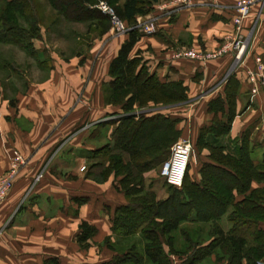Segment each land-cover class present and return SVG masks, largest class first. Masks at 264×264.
<instances>
[{
    "label": "trees",
    "instance_id": "16d2710c",
    "mask_svg": "<svg viewBox=\"0 0 264 264\" xmlns=\"http://www.w3.org/2000/svg\"><path fill=\"white\" fill-rule=\"evenodd\" d=\"M4 1L5 7L0 12V43L14 44L38 64L50 68L47 61L41 58L42 51L35 47L34 41L40 37L41 27L31 5L32 0ZM78 1L79 7L89 16L69 19L91 21L99 18L101 23L106 24L100 28L102 30L98 35H104L109 26L108 18L90 6L94 0ZM107 1L130 29L110 60L109 80L103 84L106 105L119 106L120 112L116 119L100 123L111 126L110 140L88 153L86 158L91 162L86 177L104 182L112 174L120 176L117 180L119 190L124 193L127 202L113 209L110 229L120 238L140 232L144 244L141 250L132 245L99 264H172L170 255L176 253L165 251L161 234L170 235L185 221L216 220L230 210L231 228L223 230L219 225L215 226L212 239L205 245L184 232L196 245L188 263L200 264L209 256H215L214 264L225 259L226 264L264 263V228L260 224L264 222V151L261 159L254 162L252 147L245 133L241 135L236 154L217 141L218 137L230 132L234 118L242 112L237 110L240 81L236 74H229L222 93L209 100L208 108L214 115L213 121L201 127L197 138V146L203 144L210 151L209 161L199 168L200 180H189L186 171L180 188L165 183L172 194L166 199H156L155 193L146 189L143 175L167 160L171 145L181 136L182 127L178 128V124L182 119L173 117L171 110L188 99V86L180 79L160 80L149 70L139 51L132 53L144 33L140 30L137 17L150 14L160 0ZM19 17L25 25L17 22ZM97 27L100 25L97 24L95 29ZM9 67L17 71L16 65ZM197 76L194 79H198ZM218 175L224 177L226 183H219L216 179ZM253 182L258 187H253ZM203 197L219 204L214 213L205 207ZM74 199L79 203L82 201L78 197ZM134 212L137 215L132 217ZM96 232V226L81 221L75 241L81 247H87ZM170 237L166 244L171 247ZM104 240L110 245V236ZM185 253L188 254L181 252L178 255ZM43 264H59V259L56 256L45 257Z\"/></svg>",
    "mask_w": 264,
    "mask_h": 264
},
{
    "label": "crops",
    "instance_id": "0c3cea01",
    "mask_svg": "<svg viewBox=\"0 0 264 264\" xmlns=\"http://www.w3.org/2000/svg\"><path fill=\"white\" fill-rule=\"evenodd\" d=\"M168 1L160 0L150 14L137 17L141 28L148 26L153 27V30H143L144 33L134 45L132 53L139 51L149 70L160 80H182L188 86V96L206 94L204 99L208 101L222 93L224 82L220 83V78L235 61V53L228 47L224 54L204 61L175 57L174 54L182 46L217 52L220 46H229L238 31L248 39L244 54L231 72L240 81L237 110L242 112L233 120L230 132L217 138L219 144L236 154L239 137L244 131L250 130L256 120L251 121V116L258 115L254 128L261 130L260 135L264 137V4L261 6L256 1L238 27L232 19L235 14L233 4L237 0H228L225 4L195 0L173 12V16L166 9ZM126 37L127 35L113 38L112 49L108 53L104 51L106 58H99V62L101 60L104 65L103 70L97 73L96 68L93 77L88 73L86 77H82V82L78 80L81 74L77 76L73 70L71 75L65 77L51 70L46 79L40 82L28 80L25 73L21 72V79H24V82L20 81L22 89L17 80L19 71L6 76L4 81L0 80V177L9 166L13 150L20 151L25 158L29 157V161L20 169L19 177L8 197L0 203V229L4 228L0 237V264H43V259L49 256H56L59 264H81L74 261L72 255L79 253L74 239L81 217L84 216L81 213L77 216L76 210H71L74 207L73 190L71 193L68 184L53 185L38 181L32 184L39 169L37 167L46 155L49 157L54 154L53 162L56 158L67 159L74 155V152L68 151L71 140L64 141L62 137L56 140L58 137L53 136L46 139V128L51 131L54 125L50 127L48 122L41 121L38 111H68L75 103V94L83 90L85 98L90 101V107L88 104L86 106L93 114L98 112L99 123L116 118L120 108L106 105L102 87L109 80L110 60ZM257 59L263 70L257 68ZM71 63H75L74 60ZM37 65L43 67L38 62ZM250 72L255 73V81H251ZM196 74L198 79H194ZM16 82L17 88L13 86ZM7 84L15 89L12 96L4 93L3 85ZM35 95L48 100L43 103L42 109L34 98ZM94 98L97 99L96 103ZM110 110L115 112V116H108ZM182 121L178 128H181ZM105 127L107 125H100V129ZM44 139L46 140L43 141ZM46 170L50 172V167L45 168L44 172ZM83 220L95 224L96 228L100 227L93 218L85 217ZM111 224L110 219L109 229Z\"/></svg>",
    "mask_w": 264,
    "mask_h": 264
},
{
    "label": "rangeland",
    "instance_id": "374dc122",
    "mask_svg": "<svg viewBox=\"0 0 264 264\" xmlns=\"http://www.w3.org/2000/svg\"><path fill=\"white\" fill-rule=\"evenodd\" d=\"M52 1L53 2L51 3V0H32L31 5H33L34 11L36 13V18L38 19L37 21L39 22L41 27L40 37L34 41L35 47L39 51H42L41 58L46 60L48 65L53 66L54 68H49L47 66L41 68L37 65L35 59L27 56L24 51H22L18 46L13 44L0 43V80L2 79V81H4L6 76L14 75L13 69L8 67V64L11 66L16 65V70L20 73V76H17V80H19V87L21 86V89V82H24V79L21 78L23 77L24 73L25 76L29 78L28 80L32 82H40L46 79L47 74L51 70L58 72L59 75H63L64 77L71 75V70H73V73L77 76L79 73L81 74V77L78 78V80L79 82H82V77H86L88 73H90V76L93 77L92 74L96 70V68L97 73L103 70L104 65H102L101 60L99 62V58H106V54L104 55V51L108 53L112 49L113 38L119 36L123 37L127 35V32L119 36L116 35L113 30L114 24L109 15L105 14L98 8V3L100 1H105L117 15L114 6H112L107 0H94L92 3H90L91 7L96 8L104 16H106V18H108L107 26H109L107 32L102 36H99L98 33L99 30H102L100 28L105 27L106 23H101L99 18L91 21L69 19V17L72 18L73 16L74 18H87L89 16L87 12L82 10V7H79L80 3L78 0ZM170 1L171 0H169L168 2ZM192 1L195 2V0ZM258 3L262 5L261 1H258ZM5 4L6 3L4 0H0V12L5 7ZM17 22L25 25L24 20L20 17L17 19ZM97 24H99L100 27H97L95 29V26ZM125 25L129 30L130 27L126 23ZM140 30L143 32L141 27ZM235 35L236 33L234 34V37ZM186 47L190 48V46ZM186 47L182 46L180 49ZM227 49L228 47H225L224 44L220 46V48H218V51L222 50L221 54H224ZM219 55H217L216 57H218ZM240 59L237 60L234 56V62L237 63V61L239 62ZM73 60L75 63L72 64L71 61ZM236 63L233 69L238 64ZM257 63V68L259 70H263L260 62L257 61ZM229 70L226 74L223 73L220 78V83L224 82L227 76L231 74L232 70ZM3 86L4 93L8 96H12V91H15L14 87L17 88L18 85L16 82L15 85L13 84L14 87L10 84H7V86ZM102 92L104 96V87H102ZM205 95L206 94L194 96L189 95L188 99L183 102L180 107H176L171 110L173 117H179L183 120L180 125L182 127V134L178 139L186 138L189 139L191 143V153L188 163L189 166L187 168V175L189 180L192 181L200 180V174L198 172L199 168L203 166L205 162L209 161V149L207 147H204L203 144H198L197 146V138L201 132V127L210 125L213 121L214 115L209 111L208 108L209 100L217 97L220 94L215 95L208 101L204 99ZM74 97L75 103L68 111H38V113L41 114V121H43L44 123L48 122V124H50V127L54 125L51 131L49 130V128H46V139L47 137H49L48 139H50L53 136L58 137L56 140L60 139V137L64 138V141L71 140L70 143H68V151L74 152L72 153V155H74L72 157L70 156L67 159L56 158L54 159V162L52 160L54 154L49 157H46V155L45 158L41 160V164L39 165V167H37L39 169L36 173L37 175H34L32 184L37 181L39 183L46 182L53 185H57L56 183L65 185L68 184V186L70 187V192L71 190H73L74 198L78 197L82 199V201H80L79 203L74 198H72L74 199L72 200L74 201V207L69 206V208L72 207V211L75 209L77 216H80L81 213V216H84V219L85 217L90 219L93 218V220H95V222L98 223V226L100 227H97V232L88 241L87 247H81L74 239L79 253H77L76 251L77 254H74L72 256L74 257V261L80 262L81 264H99L102 261L109 260L112 256L115 255L114 253L124 251L132 245H135L137 250H141L144 244V240L140 232L134 233V235L128 236L126 238H120L119 236L113 234L111 229H109L108 224L110 219L112 221L113 209L118 206L117 204H125L127 202L124 193L119 190L117 180L120 178V176L117 177L112 174L104 182H96L86 177V172L87 170H89L88 168L91 162L86 157L88 156L90 150L97 149L99 146H101V144H103V142H107L110 140L109 136L111 126L108 124L107 128L105 127L100 129V123L98 122V112L96 111L93 114L92 110L88 109V106L90 107L88 102L90 101L85 98L83 90L78 91ZM34 98L40 104L39 106L41 107V109L43 107V103L48 102L47 99H41L36 95L34 96ZM96 101L97 99L94 98V103H96ZM57 104L59 105V103ZM87 104L88 106H86ZM114 114L115 112L113 110H110V112H108V116H115ZM239 114L240 112L238 113V115ZM92 116L93 118H91ZM250 118L251 121L253 119H256L254 121L255 125L252 124L250 130L248 129L243 133H245V136H248L249 138L252 147V159L254 162H257L261 159V155L264 151V137H261L260 134L262 131L260 129V131H258L254 128L257 125L256 123L258 115L251 116ZM112 119L116 118L112 117ZM60 130L62 132L59 133ZM241 137L242 136L239 137V144L241 143ZM46 139H44L43 141H45ZM61 144H63V142L60 143V145ZM226 150L228 149L226 148ZM14 151H17L22 155V153L17 149L13 150V152ZM22 156L25 158L24 155ZM170 159L171 153H169V157L160 167L148 171L143 175L146 189L155 193V198L158 200L166 199L172 194V190L168 189L167 185L165 184L167 183V181L165 175L163 174L164 169ZM28 161L29 157L25 158V163L22 165V167ZM47 167H50V172H48L47 170L44 172V169H47ZM93 171H96V169H93ZM18 177L19 172L17 178ZM17 178L15 182L17 181ZM216 179L221 184H224L227 181L224 177L219 175ZM13 186L11 187L10 191L12 190ZM252 186L258 187V184L253 182ZM8 195L1 202H3L8 197ZM237 198L239 199L240 197L238 196ZM203 204L210 211V213H214L219 206L217 202L208 197H203ZM18 210L19 209L17 208L16 211ZM230 211L226 212L223 217L217 218L216 220L202 222L185 221L180 223L177 230L172 231V233L168 235L171 236V247L166 244L168 236L166 234H161L160 240L163 242L165 251L170 252L171 250L172 252L176 253L170 255L172 264H189L187 260L190 259L193 252L192 250L196 245L189 241L186 234H188L193 240L196 239V241L205 245L210 241V239H212V233L215 226L219 225L223 230L231 228L232 222H230L228 215ZM136 215L137 214L134 212L132 217H135ZM83 218L81 217V221H84ZM11 223L12 222H10V224ZM260 224L261 227L264 228V222H261ZM6 228H8V226H6ZM3 229H0V237L3 234ZM184 232L186 234H184ZM106 236H110V245L112 246H110L108 242H104ZM181 252H188V254L185 253L179 256L178 253ZM73 253H75V250L73 251ZM214 257L215 256H209L201 261L200 264H214ZM219 264H226V259L222 260Z\"/></svg>",
    "mask_w": 264,
    "mask_h": 264
},
{
    "label": "built area",
    "instance_id": "2783aa9c",
    "mask_svg": "<svg viewBox=\"0 0 264 264\" xmlns=\"http://www.w3.org/2000/svg\"><path fill=\"white\" fill-rule=\"evenodd\" d=\"M191 1L192 0H171L166 9L169 14H172L178 10L177 8L189 4ZM256 1H261V6H263L264 0H237L233 4L235 10L233 22L236 24V26H240L242 19L250 13L251 6ZM208 2L214 4H225L228 2V0H208ZM97 6L102 12L109 15L114 24L113 30L116 35L119 36L128 31L125 23L114 13L113 9L105 1H100ZM142 30L150 31L153 30V27L149 28L148 26H144ZM247 43V37L238 31L235 37L231 40L230 45H225V47H231L234 50L235 58L238 60L244 54L247 48ZM222 50L217 52H205L194 47H186L178 50L174 56L177 58L204 61L221 54ZM257 61L259 62V59H257ZM249 77L251 81H255L254 72H250ZM170 150L171 159L167 163L163 174L165 175L168 184L180 188L188 168L191 153V143L189 139L181 138L171 145ZM12 156L13 157H11L9 168L0 177V202L8 195L17 178L20 168L25 163V158L19 152L14 151Z\"/></svg>",
    "mask_w": 264,
    "mask_h": 264
},
{
    "label": "water",
    "instance_id": "95a60500",
    "mask_svg": "<svg viewBox=\"0 0 264 264\" xmlns=\"http://www.w3.org/2000/svg\"><path fill=\"white\" fill-rule=\"evenodd\" d=\"M235 63H236V62H234V63L231 65V67H230V70H229V71H231V70L233 69V67H234Z\"/></svg>",
    "mask_w": 264,
    "mask_h": 264
}]
</instances>
